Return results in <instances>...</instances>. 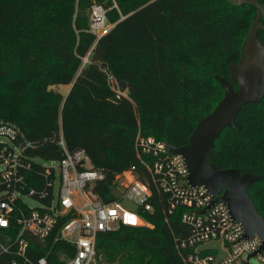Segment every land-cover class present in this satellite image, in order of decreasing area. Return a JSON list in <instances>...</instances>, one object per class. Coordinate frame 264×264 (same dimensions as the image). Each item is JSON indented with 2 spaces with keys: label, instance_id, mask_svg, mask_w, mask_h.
Listing matches in <instances>:
<instances>
[{
  "label": "trees",
  "instance_id": "trees-1",
  "mask_svg": "<svg viewBox=\"0 0 264 264\" xmlns=\"http://www.w3.org/2000/svg\"><path fill=\"white\" fill-rule=\"evenodd\" d=\"M218 1L230 7L228 14L219 16L208 1L198 0H115L117 8L112 0H0V56L11 51L22 69L8 82L12 96L0 92V120L17 124L33 144L23 156L30 197L42 205L51 201L55 168L41 161L61 159L60 136L68 150L84 149L104 171L96 191L104 200L116 177L137 163L138 127L145 136L187 144L197 120L222 98L213 75L229 79V65L238 61L254 16L248 19L249 10L256 13L248 4ZM93 3L107 8L113 24L98 38L88 31ZM240 9L242 16L236 17ZM258 36L264 43V28ZM198 61L206 72L189 69ZM109 77L117 84L125 81L126 91L113 89ZM56 85L70 88L63 96L52 88ZM209 160L218 169L262 176L248 193L264 217V97L242 106L233 126L215 140ZM152 191L154 210L144 214L152 226L99 234V264H183L174 241L180 222L173 215L165 222Z\"/></svg>",
  "mask_w": 264,
  "mask_h": 264
},
{
  "label": "built area",
  "instance_id": "built-area-1",
  "mask_svg": "<svg viewBox=\"0 0 264 264\" xmlns=\"http://www.w3.org/2000/svg\"><path fill=\"white\" fill-rule=\"evenodd\" d=\"M109 29L107 8L101 3L91 4L88 31L98 38ZM108 82L120 93L110 77ZM0 138L6 139L0 141V185H5L0 188V264H99V234L122 226H152L144 218L154 210L152 188L163 205L165 222L168 215L180 222L182 229L174 241L183 264H252V258L264 264L261 237H245L244 228L232 218L224 202H214L216 196L206 188L189 183L183 157L171 153L167 141L143 135L140 127L134 137L137 163L116 177L108 200L96 193L104 171L92 164L84 149L68 150L60 136L62 157L55 161L53 180V186L56 179L59 182L56 203L53 190L49 204L35 207L23 200L33 192L25 191L28 166L23 160L32 142L9 120H0ZM113 188L119 190V197L112 194ZM123 200L137 208L128 209ZM25 230L45 247L35 246L24 235ZM208 243H219V248L199 249ZM35 249L45 254L38 255ZM221 251L224 256L218 259Z\"/></svg>",
  "mask_w": 264,
  "mask_h": 264
},
{
  "label": "water",
  "instance_id": "water-1",
  "mask_svg": "<svg viewBox=\"0 0 264 264\" xmlns=\"http://www.w3.org/2000/svg\"><path fill=\"white\" fill-rule=\"evenodd\" d=\"M261 0H228L233 5L248 4L256 9L249 30L241 44L237 62L229 65V79L214 74L222 89L223 96L214 108L197 120L196 126L188 137L187 144L175 146L167 142L171 153L183 157L188 169V181L192 185H201L216 196L214 202H224L232 218L241 224L245 237L258 235L264 247V217L259 214L254 202L249 196L248 188L254 182L262 179L260 174L241 172L238 168L218 169L209 160L214 150L215 140L226 127H232L243 105L254 104L264 97V43L259 39L258 32L264 28V4ZM232 82L237 83L234 88ZM127 89L125 81L118 85V91L124 93ZM112 194L119 197L117 188ZM124 205L135 210L136 204L123 200ZM24 235L35 245L45 247L43 241L25 230ZM216 249L219 243H208L199 249ZM224 253L221 251L218 259Z\"/></svg>",
  "mask_w": 264,
  "mask_h": 264
},
{
  "label": "rangeland",
  "instance_id": "rangeland-1",
  "mask_svg": "<svg viewBox=\"0 0 264 264\" xmlns=\"http://www.w3.org/2000/svg\"><path fill=\"white\" fill-rule=\"evenodd\" d=\"M198 1H199V3H202V1L203 2L208 1L210 3V7L212 8V10L216 13L218 12L217 14L219 16H221L223 14H228L231 10L230 7L222 1H218V0H198ZM112 2H113V5L115 4L116 8H117V4H116L115 0H112ZM242 10H244V9H240V10L234 12L233 14H235L236 17H240V16H242ZM254 14H255V11L249 10L248 19H251ZM107 24L110 28H111V26H113V24H111L108 21H107ZM244 34H245V32L242 33V35H244ZM2 40L3 41H1V43L3 44V47L5 48V46H6L5 41H4L5 39L3 37H2ZM46 54L48 56H51L50 53H46ZM47 55L44 54L42 56H44V59H46L45 56H47ZM189 69L192 72H196L197 69H200V72L202 73V72H206L208 70V67L205 66L201 61H198V62L194 63V66H189ZM21 74H22V69L19 66V64L17 63V61L15 60L14 55L12 54L11 51H8V52H6L0 56V92H2L3 95H5L7 97L12 96V93L7 88L8 82L10 80L18 77V76H21ZM118 85H119V83H118ZM212 86L215 88V90L217 92V96L215 97V98H217L220 94V91H218V89L216 88V86H214V84ZM52 88L55 89L56 91L60 92L64 96L68 92L70 85H56V86H52ZM0 141H6V139L0 138ZM41 162L45 165L56 166L55 162H49V161H41ZM1 169H2V166L0 165V170ZM58 184H59L58 179H56L54 182V202L55 203H56V199H57ZM23 200L30 207L39 206V203L37 201H35L32 197L25 196L23 198ZM250 262L252 264H262L255 258H252L250 260Z\"/></svg>",
  "mask_w": 264,
  "mask_h": 264
},
{
  "label": "crops",
  "instance_id": "crops-1",
  "mask_svg": "<svg viewBox=\"0 0 264 264\" xmlns=\"http://www.w3.org/2000/svg\"><path fill=\"white\" fill-rule=\"evenodd\" d=\"M112 27V26H111Z\"/></svg>",
  "mask_w": 264,
  "mask_h": 264
},
{
  "label": "snow or ice",
  "instance_id": "snow-or-ice-1",
  "mask_svg": "<svg viewBox=\"0 0 264 264\" xmlns=\"http://www.w3.org/2000/svg\"><path fill=\"white\" fill-rule=\"evenodd\" d=\"M134 222V221H133Z\"/></svg>",
  "mask_w": 264,
  "mask_h": 264
}]
</instances>
